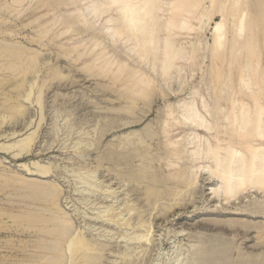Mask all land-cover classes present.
Listing matches in <instances>:
<instances>
[{
	"label": "rangeland",
	"instance_id": "1",
	"mask_svg": "<svg viewBox=\"0 0 264 264\" xmlns=\"http://www.w3.org/2000/svg\"><path fill=\"white\" fill-rule=\"evenodd\" d=\"M61 1L0 0V48L3 51H0L3 54L0 55V264H50L56 256L55 260L61 264H85L88 258L79 257L82 250L78 243V246L74 244L81 237L92 241L95 246L92 250L95 252L89 251V254L98 256L92 259L91 264H200L201 261L204 264L206 257L214 260V264H224L227 260L226 264H264V192L242 193L230 200L217 195L221 184L216 177L211 178L210 164L199 161L194 154L191 156V137L195 133L183 124L184 130L170 129L169 140L163 134L166 120H171L169 108L187 105L186 98L191 91L196 97H210L214 91L212 87L215 89L210 77L214 67L229 62L227 60L232 53L228 43L224 47L226 49L218 54L212 47V26L220 20L221 13L228 18V8L236 6L238 15L239 5L240 9L250 10H247L250 13L248 17L254 15L264 19L261 9L264 10V0H201L192 15L194 19H188L191 32L184 30V33H177L178 37L174 35L177 46L195 49L194 64L189 59L178 61L177 72L173 74V79L167 80L169 82L161 79L160 69L156 71L149 59L146 64L139 57L136 60L135 50H130L134 46L133 41L126 42L124 37H120L121 40L116 37L112 40L116 43L112 44L109 33L105 31L108 25L105 23L106 17L114 19L116 12L99 18L87 16V21H83L76 12L83 2L73 1V4L71 1L70 5L69 0L63 4ZM169 3V0L161 3L164 4L159 10L162 20L169 15ZM257 10H261L263 15ZM67 14L71 15L70 21ZM66 23L72 27L68 26L71 31ZM225 23L224 39L228 40L232 24L229 18ZM263 23L264 20L259 21V27L255 29L258 36L255 50L258 51L257 68L263 78L262 84ZM85 24H88V29ZM260 26L263 28L260 29ZM91 43H94L93 46ZM130 52L134 55L130 56ZM97 55L100 57L97 58ZM104 56L113 61L106 68L103 66ZM118 61L121 64L118 66L126 65L119 68ZM180 64L183 66L180 67ZM137 65L144 66V73L149 75V79L151 77L150 82L154 79L152 76L157 75L148 88L141 84L144 88L140 89L142 94L137 86L130 87L134 84L129 85L128 82H132L125 74V70L137 69ZM98 66L102 70L99 71ZM150 66L152 69H149ZM116 67V71L118 68L120 71L112 74ZM152 71L154 74H150ZM119 72L123 76L120 77ZM224 89L227 90L226 86ZM137 91H140L139 96ZM177 113L175 110L172 117ZM168 141L177 143L178 148L182 147L178 158L184 155V159L179 158L178 164L173 165L169 160V147L166 146L171 142ZM143 159L145 164H142ZM179 169L185 172V177H178L181 180L173 173ZM38 183L40 185L36 188ZM39 188L41 191L37 190ZM34 190L46 193L47 199L40 196L46 194H35ZM53 203L59 205L55 204L54 208ZM35 213H38V218H35ZM53 213H59L57 216L60 218ZM65 214L67 218L61 216ZM22 215L26 216V220ZM42 216L43 221L50 218L55 221L50 219L52 223L49 220L45 224L41 221ZM35 219L36 223L33 222ZM58 219H63V223L66 219L70 229L63 242L59 239L55 242L46 231V228L52 231L55 226L51 225L59 222ZM33 238L38 242L34 243ZM57 242L61 246H56ZM48 244H54L57 250H61L56 252V256L48 254L49 260L43 258L47 253L41 251ZM33 251L37 254L34 255Z\"/></svg>",
	"mask_w": 264,
	"mask_h": 264
},
{
	"label": "bare ground",
	"instance_id": "2",
	"mask_svg": "<svg viewBox=\"0 0 264 264\" xmlns=\"http://www.w3.org/2000/svg\"><path fill=\"white\" fill-rule=\"evenodd\" d=\"M50 1L56 3L55 2L56 0L55 1L50 0ZM60 1L61 0H59V2ZM66 1L68 2V0H63V2L62 1L61 2L63 4V3H66ZM71 1H72V3H73V1H81V2L84 3L83 6L81 5L82 7H80V9H78L79 11H76V12H78L77 16L81 17L83 21H87V16H92L93 18H99L102 15L104 16V14H108L109 12H116V16H115L114 19L112 17H110L109 15H108L109 17H106V23L105 24H108V25L105 26V29H106L105 31L109 33L110 38H111L110 39L111 42H112V40H115L116 37H119V38L120 37H124L125 39H127L126 42L133 41L132 44L134 43V46L131 45L132 49H130V50H132V51H133V49L135 50L134 54H135L136 60L139 57V59L142 62H144V64H146L148 62V61L146 62V60L149 59L152 62L153 68L156 69V71H157V69L158 70L160 69L159 73H160V77H161L162 80L167 81V80L173 79V77H174L173 74H176L177 68L179 67V65L177 64L178 61H180V60H187L188 61V59H189L191 61V63L194 64L193 63V59L195 58V49L194 48L191 49L192 47L190 49H187L185 47L177 46V44L175 43L177 40L174 38L175 37L174 35L175 34L177 35V33H179V34L180 33H184V30H186L187 32H189V30H190V32H191V27H190L188 19L192 17L195 8L197 7L198 4H200L199 2H201V0H169L170 1V3H169L170 8L169 9L166 8V9H168L169 15L166 17V19H163V20L161 19L162 15L159 14V10H161V8H163L164 4L162 5L161 3L165 2V0H69L70 5H71ZM258 2H261V1L259 0ZM38 3H41V2H38ZM167 4H168V2H167ZM221 4H222V2H221ZM231 4L233 5V3H231ZM260 4L261 5H259V6L262 7V3H260ZM42 5H44V4H42ZM65 5H68V4H65ZM65 5H64V7H65ZM76 5L77 4H75V7H76ZM78 5H80V4H78ZM223 5H224V3H223ZM234 5H237V4H234ZM49 6L50 5H48L47 9H49ZM58 6H62V5L59 4ZM68 6H66V7H68ZM257 6H258V4H257ZM235 7H231L230 6L231 9L228 8V11L230 10L229 11L230 13L228 14V18H229V20H231V24H232V33H231V36H229L230 38L228 40L224 39V35H226L225 33H226V28H227V25H226L225 22L228 21V18H227V16L224 13H221L222 16H221L220 20L216 21L214 23V25L212 26V36H213L212 47H213L214 51L216 52L215 54H218L221 51L225 50L226 48L224 49V47L227 46L226 43H228V46L230 47L229 51H230V53H232L231 56H230V53L228 54V57L229 56L230 57H229V60H227V61H229V62H227L225 65H222L223 63L221 65H217V66L214 65L215 66L214 70L212 71V69H210L212 71V76H210L211 77V81H212V84H213V86L215 88V89H213V87H212V91L214 90L216 92L213 91L210 97L208 95H207L208 97H203L201 95H199V97H196L194 91L189 92L188 97L186 98L188 100V104L187 105H185L183 107L182 106L178 107V106L174 105L175 109L174 108H169L170 110H169V113H168L169 115L168 116H171V120H168V122L166 120L167 126L165 128L163 127L164 128L163 129V134H164V136L167 139L169 137L170 129L176 128V129L184 130L183 124H187V127L190 128L189 130H191V132L195 133L191 137V141H192L191 143H193V146H192L193 150H192L191 156L194 154L199 161H201V162L205 161V162H207V164L211 165V166L209 165V167H211V178H212V176L216 177L220 181V184H221V189L219 190L217 195H222L227 200H230L233 197H237L238 194L241 195L242 193H246L247 194L249 192H254V191L264 192V84H262L263 83V78L258 72V68L259 67L257 68V66L259 65L258 64L259 62L257 61L256 53L258 51L257 52L255 51L256 50V46H257V40H258V36L256 35L255 29H256L257 26L259 27V25H258L259 21L262 22L264 19H261V17L258 18V16L256 17L254 15L251 18L248 17V15L250 14L248 11H250V10H248V8L244 9L243 7L240 9L239 5H238V15H237V13H236L237 10H236ZM11 8L12 7H10L9 9H11ZM16 8H19V7H16ZM223 8H224V6H223ZM239 9H240V12H239ZM261 9H262V11H264L263 8H261ZM76 10H77V7H76ZM162 10H164V9H162ZM220 10L222 12V9H220ZM220 10H219V12H220ZM262 11L260 10V11H258V13H261ZM61 12H63V11H61ZM217 12H218V10H217ZM254 13L256 14V12H254ZM195 14H196V11H195ZM199 14L201 15V13H199ZM67 16H69V15L67 14ZM210 17H211V15H210ZM202 18H204V16ZM54 19L50 20L51 24H53L52 21H54ZM70 19H71V17L69 18V21H70ZM192 19H194V18L192 17ZM196 19L197 18H195V20ZM50 21L48 23H50ZM58 21H60V20H58ZM73 23H74V21H73ZM42 25L44 26L45 24H42ZM87 25L85 24L86 28H87ZM260 25H262V24H260ZM63 26H64V24H63ZM65 26L66 27H68V26L70 27V25L67 26V23H66ZM191 26H194V25H191ZM262 26H264V25H262ZM262 26H260L261 27L260 29L263 28ZM42 27H40V28H42ZM69 27H68V29H69ZM58 28H60V26ZM70 28H72V27H70ZM90 28H91V25H90ZM45 29H46V27H45ZM68 29L66 28V31ZM69 30L71 31V29H69ZM61 31H59V32H61ZM48 32H50V31H48ZM65 32H64V34H66ZM67 32H69V31H67ZM260 32H262V31H260ZM42 34H46V32L42 33ZM179 34L176 37H178ZM262 39H264V38H262ZM120 40H121V38H120ZM84 41H86V40H84ZM118 41H119V39H118ZM113 42H112V44L116 43V42H114V43ZM91 44L93 46L94 43H91ZM78 45H81V44H78ZM262 45H264V44L262 43ZM195 46H197V45H195ZM85 47H87V46H85ZM85 47H84V49H85ZM127 47L128 46H126V48ZM79 48H81V46ZM97 48H98V46H97ZM97 48H94V49H97ZM90 49L92 51V48H90ZM0 51H2V49ZM66 51H68V50H66ZM91 51H89V52H91ZM102 51H104V50L102 49ZM214 51H213V53H214ZM4 52H6V51L4 50ZM131 53L132 52H130V56H133L134 54L132 55ZM9 54H10V52H9ZM82 54H79V55L81 56ZM0 55H3V54L0 53ZM14 55H16V54H14ZM85 55H87V54H85ZM82 56H84V55H82ZM109 56H111V55H109ZM16 57L17 56H15V58ZM98 57H100V56L97 55V58ZM112 57L114 58V56H112ZM0 58L2 59V57H0ZM32 58H35V57L32 56ZM94 58H96V57H94ZM123 58H124V56H123ZM218 58L220 59V57H218ZM99 59H97V60H99ZM104 59H105V56H104ZM97 60L96 61L94 60V61L97 62ZM101 60H102V58H101ZM258 60H261V59H258ZM5 62L6 61L1 62V63H5ZM31 62H32V60H31ZM103 62H104V60H103ZM111 63H113V61L111 59H109V58L105 59V62L103 64V66H105V68L109 67ZM131 63H132L133 66H135L132 61H131ZM137 63H138V61H137ZM8 64H9V62H8ZM116 64H117V66H118V64L121 65L119 63V61H118V63L116 62ZM123 64H125V63H123ZM123 64H122V66H124ZM139 64H140V62H139ZM148 64H147V66H148ZM189 64H190V62H189ZM15 66H16V64H15ZM122 66L121 67L118 66V67L122 68ZM139 66L138 65L136 66V67H138L137 69H135L134 67H132L130 69H127V70H125L124 67H123V69L126 71L125 74L127 75V77H126L127 80H128V77H129V80H131V82H132V83L128 82L129 85L130 84H134L133 86L131 85L130 87H136L137 86V88H139V90H140V89H144V88L141 87L142 83H143V85L145 84L147 88H148V85L151 86V84H152L151 82L154 83L153 80L156 79L155 77L157 75H155L153 73V71H152L150 74L153 73L155 76L154 75L152 76V77H154V79L150 82L151 77L149 79L148 78L149 75L147 74L148 75L147 76L146 73H144L146 71V70H144L145 69L144 66L142 68L139 67ZM151 66L149 67V69L151 68ZM181 66H183V65L180 64V67ZM125 67L129 68L130 66L129 67L125 66ZM98 68H99L98 69L99 71H100V69L102 70V68H100L99 66H98ZM111 68H113V67H111ZM119 68H118V70L120 71ZM10 69H11V66H10ZM12 69H13V66H12ZM116 69H117V67L115 68V71H112V74H115V73L118 72V70L116 71ZM108 70H110V69H108ZM108 70H106V73L109 72ZM150 71L151 70H149V72ZM109 73L107 75H109ZM119 73H121V75L119 74L120 77L123 76L122 72H119ZM210 74H211V72H210ZM116 75H115V77H116ZM117 77L119 79V76H117ZM116 79H114V80H116ZM120 81H122V80L120 79ZM122 82H124V81H122ZM167 82H169V81H167ZM167 82H165V83H167ZM118 83H121V82H118ZM145 85H144V87H145ZM215 86H217V87H215ZM224 86H226V88H227L226 91L224 89ZM127 91H128V89H127ZM140 91H137V93L140 92ZM132 92L135 93V91H133V90H132ZM142 92L143 91H141V94H142ZM209 93H211V92H209ZM134 96H135V94H134ZM138 96H139V93H138ZM130 102H131V100H130ZM222 104H225V106L223 107ZM175 110L178 112L177 113L178 115L172 117V113ZM164 124H165V122H164ZM176 131H178V130H176ZM199 131H201V132H199ZM175 139H174V141H175ZM168 142H171V143H167L168 146H166V147H169V148H167L168 151H169V154H170L169 155V157H170L169 160L173 163V165L178 164L179 161H180L179 158H183L184 159V157H183L184 155H182V157L178 158V155L181 152V148H182L181 146H183V145L181 144V146H180L181 148H178L176 146L177 143H174L172 141H168ZM143 150H144V146H143ZM185 158H188L187 160H190L191 162L194 161L193 158H191V159H189V157H185ZM187 160H185V161H187ZM145 162L146 161L143 159L142 160V164H145ZM168 163H170V162H168ZM169 165H171V164H169ZM187 168H189V167H187ZM171 172H170V174H171ZM28 173H30V172H28ZM173 173L175 174V176H177V179L181 178V176L185 177V175H184L185 172L182 169H179L177 171L175 170V172H173ZM136 174H137V172H136ZM187 175L189 176V174H187ZM151 177L152 176H150V178ZM155 177L153 176V178H155ZM171 177H173V176H171ZM145 180H147V178H145ZM158 180L160 181V177L158 178ZM161 180H163V179H161ZM169 180L172 181L171 179H169ZM179 180H181V179H179ZM151 181H152V179H151ZM163 181L166 182L165 179ZM20 184H22V183H20ZM29 184H31V182H29ZM32 184H34V183H32ZM39 185L40 184L38 183L37 185H35V187L37 186L36 188H38ZM164 187H165V185H164ZM180 188L181 187H179V189ZM21 189H22V187H21ZM29 189H30V187H29ZM32 190H33V188H32ZM35 190H34L33 193L38 192V191H35ZM37 190L41 191L40 188L37 189ZM154 190H155V188H154ZM161 191H162V189H161ZM51 192H53V191L51 190ZM54 192H55V189H54ZM151 192H153V194H154V191H152V189H151ZM172 192H173V190H172ZM41 193L42 192H38V194H41ZM53 193H52V195L54 196L55 193L54 194ZM42 194H46V193L43 192ZM48 195H50V194H48ZM30 196L33 199L34 195L32 196V193H31ZM40 196H46L44 198H45V200L47 199V194L46 195H40ZM152 196L154 197V195H152ZM36 197L37 196L35 195V198ZM48 198H49V196H48ZM157 198H159V197H157ZM42 200H43V198H42ZM52 200H55V199H52ZM53 204H51V205H53L54 208L59 205V204H56V203H53ZM55 204H56V206H55ZM58 208H60V207H58ZM50 210H52V209H50ZM42 212H44V211L42 210ZM52 212H53V210H52ZM59 212H62V211L59 210ZM51 214H50V216H51ZM57 214H59V213L54 214V215H56V218L58 217ZM12 215H13V213H12ZM33 215H34V213H33ZM36 215L39 216L38 213H35V218H38V217H36ZM41 215H44V214H41ZM26 216H27V212H26ZM26 216H23L25 218V220H26ZM29 216H31V215H29ZM61 216L63 218L65 216V218H67L66 214L65 215H61ZM51 217H54V216H51ZM58 218H60V216ZM27 219H28V217H27ZM28 220H30V217H29ZM35 220H33V222L36 223L37 220L36 221ZM49 220H45V221L48 222ZM51 220H54V218L51 219ZM51 220H50V222H51ZM41 221H43V216H42V220ZM45 221H43V223ZM58 221H59V219H58ZM63 221L64 220L62 219L59 222H55L53 225H51L52 227L55 226L52 231L50 229L51 232L48 230V228H46L47 233H49L50 237L54 238L55 242L57 241V239L62 240V242H63L65 237H66V235H68L67 231L70 230V229H68V226H67L68 222L66 221V219H65L66 223H63ZM38 222L40 223V221H38ZM47 222H45V224ZM31 224H32V222H31ZM48 225H49V223H48ZM51 226H50V228H52ZM43 227L40 229V231L43 229ZM36 228H37V226H36ZM37 231H39V230H37ZM36 235H37V232H36ZM43 235H45V234H43ZM46 235H48V234H46ZM49 236H47V237H49ZM33 239H35L34 243L38 242V240L36 241V238H33ZM42 240H43V237H42ZM44 240H45V238H44ZM51 240H50V242H51ZM60 242H57L58 244L56 243V246L62 244V242L61 243ZM73 242H74V240H73ZM34 243H31V244L33 245ZM46 243H49V242H46ZM75 243H76V246L79 245V247L82 250V254L79 257H81V258L83 257L82 259H85V258L87 259L88 258V262H87V260H85L87 262L85 264H91V262L93 261L92 259H94V258H96L98 256L97 255L95 257L94 254H91V255L89 254L90 253L89 251H92L93 249L95 250V248H94L95 246L92 244V241L81 237L77 242H74V244ZM77 243H78V245H77ZM44 244H45V242H44ZM49 245H51V246H49ZM56 246H54V244H48V246L46 247L47 249L45 248L43 250H41L40 247L38 248V246L37 247L33 246V247L36 248V249L38 248L41 251H44V253H47L46 257H43V258H47L50 255L51 256L52 255L56 256L57 255L56 252H60L61 251V250L60 251L57 250ZM60 246H59V249L61 248ZM33 247H31V248H33ZM34 248H33V250H34ZM96 248H98V247H96ZM61 249L63 250V248H61ZM68 249H69V245H68ZM77 249L78 248H75L74 250H77ZM74 250H73V252L75 253ZM98 250H99V248H98ZM34 251H36V250H34ZM34 251H33V253H34ZM94 252L92 251L91 253H94ZM96 252L98 253V251H96ZM35 253H34V255H35ZM74 253H72V255ZM24 254H26V253H24ZM48 254H49V256H47ZM61 255H62V252H61ZM75 256L72 257V258H75ZM79 257H78V259H79ZM30 258L33 259L32 257H30ZM43 258L41 256V259H43ZM55 258L54 259H52V257L50 258V259H52L50 264H59V263L61 264V262L58 261V260L56 261ZM47 259L49 260V258H47ZM98 259L99 258H97V261H98ZM206 259H207V261L204 262V264H211L214 261V260L211 261L212 259L208 258V257H206L205 260ZM225 259L227 260V258H225ZM38 260H39V258H38ZM224 260H223V262H224ZM80 261H81V259H80ZM29 262L31 263L33 261L29 260ZM46 262H48V261H46ZM223 262H221V263H223ZM225 262L227 263L228 260L225 261ZM225 262H224V264H226ZM22 263H24V262H22ZM81 264H83V263H81ZM93 264H94V262H93ZM200 264H203V261H201Z\"/></svg>",
	"mask_w": 264,
	"mask_h": 264
}]
</instances>
